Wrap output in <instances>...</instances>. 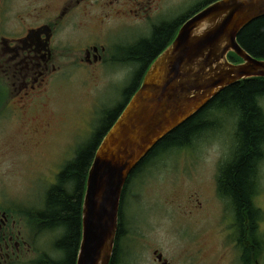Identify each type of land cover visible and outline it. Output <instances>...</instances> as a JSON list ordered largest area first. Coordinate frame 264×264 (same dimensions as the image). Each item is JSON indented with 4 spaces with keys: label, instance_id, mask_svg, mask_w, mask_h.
Segmentation results:
<instances>
[{
    "label": "flooded vegetation",
    "instance_id": "af4514ba",
    "mask_svg": "<svg viewBox=\"0 0 264 264\" xmlns=\"http://www.w3.org/2000/svg\"><path fill=\"white\" fill-rule=\"evenodd\" d=\"M173 8L180 11L173 12ZM191 15L180 6L167 5L165 0H0V120L18 123L26 127L27 132H38L39 129L32 126L37 120L31 112L36 111L64 72L71 69L90 71L108 65L110 58L117 56L121 59L117 65L127 68L133 78L136 73L146 71ZM142 56L144 61L140 60ZM5 111L8 113H3ZM49 127L47 122L42 131ZM39 144L36 141L32 145L38 147ZM77 151L60 157L49 170L48 166L39 171L30 169L32 178L25 190L32 189V195L24 192L18 204L2 205L0 202V264H57L66 257L65 251L57 248L65 230L48 227L49 220L42 214L49 199L48 192L61 181L63 168L74 160ZM23 154L20 153L22 157ZM56 164H59L57 169ZM260 168L254 181L256 194L250 199L249 207L239 209L218 193L214 198L203 200L191 194L189 204L183 209L187 221L192 223L193 215L198 216L213 204L215 215L209 211L204 218L208 222L216 218L214 223L209 227L198 225L194 220L197 229L192 228L191 232L172 225L178 228L171 230L170 227L167 231L173 239L168 244L169 251L151 247L149 255L153 261L156 264H264V172ZM46 169L48 173H44ZM131 177L122 191L109 264H124L136 251L141 252L143 243L150 241L144 230L152 227L145 225L144 220L139 222L138 236L132 234L138 221L127 212L130 192H126ZM67 185L64 181V186ZM70 192L75 193V188ZM83 194L84 190L80 205ZM145 201L140 200L149 208ZM160 201L177 209L168 198ZM208 235L214 242L211 263L206 261L212 254ZM133 238L138 239V244L132 242ZM45 243H50L51 254L38 247ZM77 251L78 248L73 264Z\"/></svg>",
    "mask_w": 264,
    "mask_h": 264
},
{
    "label": "rangeland",
    "instance_id": "374dc122",
    "mask_svg": "<svg viewBox=\"0 0 264 264\" xmlns=\"http://www.w3.org/2000/svg\"><path fill=\"white\" fill-rule=\"evenodd\" d=\"M203 1L205 0H165V3L173 7L180 6L183 11L190 13ZM172 11L180 9L173 8ZM141 28H144V25H141ZM120 60L115 56L110 58V63L106 66H98L90 71L71 69L64 72L40 101L36 111L31 112L33 118L37 120L32 126L35 130L39 129L38 132H27L26 127L19 126L18 123L0 120L2 205L18 204L24 192L32 195V189L25 190L32 178V175H29L30 169L39 171L48 166L49 170V167L61 160L60 157L77 151L91 136L102 112L122 101V91L131 82L132 73L127 68L117 65ZM229 60L234 63L240 61L235 57L234 60L232 58ZM261 104L264 108V100ZM0 118L2 119L1 116ZM26 118L28 119V116ZM47 122L50 123V127L44 132L42 126ZM218 124L216 129L194 139L190 146L172 149L151 158L131 177L126 192H130L129 195L126 194L128 201L130 200L127 212L129 217L138 221L135 223L137 226L132 228V234L138 236L139 222L143 220L144 224L152 229L144 230L150 240L146 242L149 243H143L141 252L136 251L134 257L126 260L124 264H156L149 255V250L151 247H160L169 251L168 244L173 240L167 232L170 227L173 230L180 226L178 229H187L191 232L192 228L197 229L194 220L198 225L204 224L209 227L214 223L216 218L210 222L204 218L205 213L209 211L215 215L213 204L207 206L206 211L198 216L193 215L192 223L183 215V209L189 204L191 194L203 200L214 198L218 192L216 187L218 169L231 157L236 122L234 117L221 113ZM36 141L40 142L38 147L32 145ZM23 143L29 145L25 147ZM19 150L25 152L17 153ZM20 153L25 154L22 157ZM58 166L59 164H56L55 169ZM260 166V171L264 172V157ZM48 170H44V173H48ZM39 186L38 184L37 187ZM164 198L172 200L177 209L163 205L160 200ZM141 199L146 200L149 208L141 204ZM48 240L51 241L52 238ZM132 242L138 244V239L133 238ZM207 242L212 254L207 256L206 261L208 259L207 262L211 263L212 259L209 258L214 257V242L210 235L207 236ZM49 244H38V247L51 254L53 250Z\"/></svg>",
    "mask_w": 264,
    "mask_h": 264
},
{
    "label": "water",
    "instance_id": "95a60500",
    "mask_svg": "<svg viewBox=\"0 0 264 264\" xmlns=\"http://www.w3.org/2000/svg\"><path fill=\"white\" fill-rule=\"evenodd\" d=\"M263 15L264 0L212 1L189 16L153 59L88 168L75 264H109L124 185L159 140L227 86L264 78V59L252 57L237 41ZM229 53L241 61H230Z\"/></svg>",
    "mask_w": 264,
    "mask_h": 264
},
{
    "label": "trees",
    "instance_id": "16d2710c",
    "mask_svg": "<svg viewBox=\"0 0 264 264\" xmlns=\"http://www.w3.org/2000/svg\"><path fill=\"white\" fill-rule=\"evenodd\" d=\"M211 1L215 0L197 4L193 12ZM237 41L252 57L264 59V15L247 24L237 35ZM234 57L238 58L233 53L228 54V58L234 60ZM144 59L145 57H140L141 61ZM143 74L138 72L133 75L131 82L122 91L123 101L102 112L99 123L87 142L78 149L74 160L63 168L61 181L48 192L49 199L42 216L49 220L48 227H61L65 230L57 248L60 251L63 249L66 257L57 264L74 263L80 237L81 194L88 168L100 141L139 87ZM261 99H264V78H248L227 86L201 110L159 140L129 176L135 175L156 155L190 146L203 133L216 129L219 126L218 118L223 113L224 116L235 118L236 127L231 157L218 169L217 193L232 201L239 209L249 207L250 199L256 194L255 175L264 157V110ZM64 181L68 184L67 187L64 186ZM73 187L75 193L70 192Z\"/></svg>",
    "mask_w": 264,
    "mask_h": 264
}]
</instances>
